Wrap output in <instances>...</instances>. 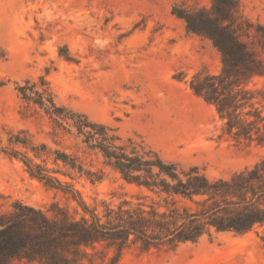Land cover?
<instances>
[{
  "label": "rangeland",
  "instance_id": "obj_1",
  "mask_svg": "<svg viewBox=\"0 0 264 264\" xmlns=\"http://www.w3.org/2000/svg\"><path fill=\"white\" fill-rule=\"evenodd\" d=\"M240 3L245 18L264 23V0ZM177 4L210 7L211 0H0V81H9L0 83V143L6 145L7 131L25 130L34 145L46 144L53 152L46 161L29 155L99 210L104 200L118 204L139 192L94 153H82L83 164L101 180L54 161L55 149L73 152L80 139L15 87L44 75L59 104L143 139L167 160L198 165L210 178H228L264 158V146L233 138L216 107L190 87L202 69L220 73L222 59L210 40L187 31L172 12ZM249 86H264V77ZM259 101L264 109V98ZM0 193L8 203L18 199L48 213L55 203L72 212L77 206L65 190L1 150ZM119 264H264V225L213 231L174 250L134 245Z\"/></svg>",
  "mask_w": 264,
  "mask_h": 264
},
{
  "label": "trees",
  "instance_id": "obj_2",
  "mask_svg": "<svg viewBox=\"0 0 264 264\" xmlns=\"http://www.w3.org/2000/svg\"><path fill=\"white\" fill-rule=\"evenodd\" d=\"M172 12L221 54V72L200 70L190 81L192 90L216 107L233 138L264 146V109L258 105L264 86H249L264 77V23L245 18L240 0H211L210 7L200 8L177 4ZM15 87L21 99L80 139L82 147L73 152L55 149L54 161L101 180L83 164L82 153H94L139 192L118 204L104 200L99 210L35 161L53 153L46 144L34 145L25 130L7 131L0 150L65 190L77 206L72 212L55 203L48 213L18 199L8 203L0 193V264H119L134 245L174 250L213 231L245 233L264 225V158L228 178H210L198 165L167 160L143 139L124 137L116 127L59 104L44 75Z\"/></svg>",
  "mask_w": 264,
  "mask_h": 264
}]
</instances>
